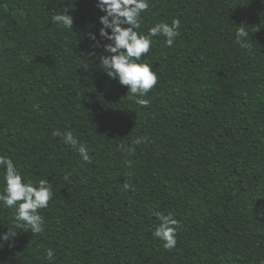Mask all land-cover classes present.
Here are the masks:
<instances>
[{"label": "trees", "instance_id": "obj_1", "mask_svg": "<svg viewBox=\"0 0 264 264\" xmlns=\"http://www.w3.org/2000/svg\"><path fill=\"white\" fill-rule=\"evenodd\" d=\"M98 2L0 0V156L54 193L38 235L0 202V264H264V0H148L141 35L181 21L172 47L151 37L139 61L159 77L149 107L101 66L112 42ZM65 9L73 30L53 22ZM155 212L179 221L172 251L154 238Z\"/></svg>", "mask_w": 264, "mask_h": 264}, {"label": "clouds", "instance_id": "obj_2", "mask_svg": "<svg viewBox=\"0 0 264 264\" xmlns=\"http://www.w3.org/2000/svg\"><path fill=\"white\" fill-rule=\"evenodd\" d=\"M97 6L106 13L100 18L104 26L100 35L112 42L105 46L108 55L99 58L103 70L111 78L118 79L121 85L129 88L128 98L134 99L135 103L141 107H149L150 102L145 97L158 85L159 77L152 66L139 61L150 53L153 43L151 37L162 35L166 37L167 45L172 47L180 36L181 21L176 19L171 26L167 23H157L150 29L149 35H141L137 29L141 27L142 13L150 9L148 0H99ZM68 11L65 9L63 14L54 15L53 22L64 29L73 30L74 18L68 14ZM246 27L245 25L238 27L237 43L251 52L252 44L247 42L249 33ZM108 29H111V35ZM90 38L96 42L95 46H101L94 34H90ZM53 135L61 137L65 144L77 150L85 163H92V156L87 146L80 144L71 131L62 133L56 130ZM146 142V139L140 138L134 141V144ZM119 147L128 156L135 155V147H126L123 144ZM125 163L127 167H132L133 162L130 159ZM0 166H6V187L4 193L0 194V202H3L6 208L16 210L15 219L20 228L30 231L33 235L41 234L44 231V219L40 212L49 206L54 196L52 184L45 179L39 181L38 187L34 186L31 180L25 183L13 161L6 156H0ZM128 175L131 176L132 173L129 172ZM65 179L67 180L68 176H65ZM131 187L130 183L125 182V189ZM154 215L160 221L153 233L154 238L160 239L166 250H174L178 243L176 228L180 226L179 221L174 219L171 213L164 215L155 212ZM16 235V232L9 230L2 239L7 242ZM47 255L51 260L54 252L49 249Z\"/></svg>", "mask_w": 264, "mask_h": 264}]
</instances>
